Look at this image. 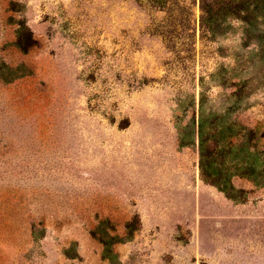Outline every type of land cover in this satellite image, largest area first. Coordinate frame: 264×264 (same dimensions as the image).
Listing matches in <instances>:
<instances>
[{"label":"rangeland","instance_id":"374dc122","mask_svg":"<svg viewBox=\"0 0 264 264\" xmlns=\"http://www.w3.org/2000/svg\"><path fill=\"white\" fill-rule=\"evenodd\" d=\"M185 4L0 0V264H264V187L198 141L202 94L264 131V37Z\"/></svg>","mask_w":264,"mask_h":264},{"label":"trees","instance_id":"16d2710c","mask_svg":"<svg viewBox=\"0 0 264 264\" xmlns=\"http://www.w3.org/2000/svg\"><path fill=\"white\" fill-rule=\"evenodd\" d=\"M162 11L175 14L189 12L185 4H199L200 28L203 35L224 34L223 23L229 19L243 23L244 36L248 40L264 37V0H147ZM182 3V5H181ZM255 36H253L255 33ZM253 40V39H252ZM255 42V43H256ZM237 94V93H235ZM207 99L202 94L198 122L200 171L202 178L223 191L228 197L237 199L243 190L233 180L246 178L255 185L264 187V131L255 127L238 128L237 120L218 112L206 113Z\"/></svg>","mask_w":264,"mask_h":264}]
</instances>
